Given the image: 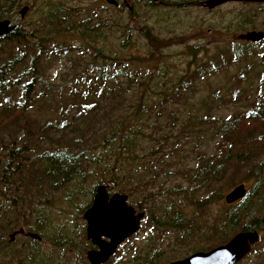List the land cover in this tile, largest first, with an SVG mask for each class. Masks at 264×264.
Here are the masks:
<instances>
[{
	"label": "trees",
	"instance_id": "trees-1",
	"mask_svg": "<svg viewBox=\"0 0 264 264\" xmlns=\"http://www.w3.org/2000/svg\"><path fill=\"white\" fill-rule=\"evenodd\" d=\"M129 1L128 14L132 16L131 13L137 14L141 0ZM153 1L143 0L148 7L159 6ZM21 3V0H0V19L7 7L26 5ZM244 3L249 7L233 13L228 26L237 34L264 30V17L260 18L264 2ZM123 7L126 5L121 1L114 6ZM70 11L61 3H52L32 27L18 28L0 37V50L10 47L8 55L0 59V100L8 102H0V137L5 135L7 139L0 146V245L11 246L5 234L18 229V220L27 231L39 232L40 238L51 244V238L43 231L50 218L45 205H37L36 199L44 196L46 200L49 192L70 184L81 186L83 180L91 177L97 178L95 185L104 184L109 192L123 193L131 199L141 197L135 207L138 211L145 210L144 220L152 226L149 236L167 229L173 232L174 244L198 240L189 252L222 244L237 231H264V176H259L257 170L264 161L255 163L264 154V39L231 42L228 55L220 52L222 65L194 60L192 69L187 63L185 71L177 73L159 66V63L166 65V61L162 58L164 50L158 48L162 47L161 42L172 38L156 35L154 27L147 24L140 27V35L149 46L145 55L131 52L124 55L123 50L132 42L130 29L119 27L121 41L106 50L104 44L97 42L103 41L110 24L96 12L73 19ZM70 31L76 35L79 45L50 43ZM47 43L53 44L51 49L55 53L62 51L69 59L71 70L64 75L71 71L70 77L76 76L71 91L75 89L79 95L53 116L33 122L29 110L35 98L40 95L48 98L66 87L70 89L67 80L64 84H52L49 78L44 80L41 60L50 52L45 50ZM196 48V45L187 46L186 53L193 59L199 53ZM252 58L258 62L244 63L234 78L239 82L256 69L259 85L250 107L222 118L181 114L179 105L191 96L197 80L233 62L239 64L241 59ZM149 91L157 95L147 96ZM53 103V100L43 101L45 105ZM165 111L166 119L162 116ZM208 132L215 139V153L207 156L208 145L204 142ZM188 151L193 158L189 167L186 166ZM230 165L235 166V171L249 167L248 175L252 173L250 169L256 170L252 174L256 181L240 200L226 205L217 220L207 223L202 219L203 209L221 197L211 186ZM171 175L182 180L172 182ZM204 188H207L206 194L196 198L195 194ZM180 196L189 200L197 211L187 215L178 209L175 198ZM28 216L35 217L33 223L27 222ZM26 237L30 242L38 241ZM61 240L52 242L62 247L68 244V238ZM152 244L153 241L146 240L147 248H139L137 255L119 264L126 261L167 264L187 254L175 256L172 249L154 251ZM32 250L28 246L22 255L17 254L19 263L37 264Z\"/></svg>",
	"mask_w": 264,
	"mask_h": 264
},
{
	"label": "rangeland",
	"instance_id": "rangeland-1",
	"mask_svg": "<svg viewBox=\"0 0 264 264\" xmlns=\"http://www.w3.org/2000/svg\"><path fill=\"white\" fill-rule=\"evenodd\" d=\"M117 1L124 2L126 7L116 9L113 5L108 4L106 0H21V4L29 6L24 17L19 16L18 10L20 6L18 5L12 8L7 7L2 17L8 18L15 24L17 26L16 29L26 30L32 27L34 21L43 17L47 7L52 3H61L66 8H70V12L74 14L73 19L83 18L88 16L91 12H96L98 16L105 19L110 24V29L107 31L103 41L97 43L104 44L106 50L113 49L122 39L119 32L120 28L123 30L128 28L133 32V37L130 46L126 47L123 53L125 55L131 52L140 56L145 55L149 48L145 39L140 35V27L143 24H147L155 28L153 32L156 35L163 38H172L168 39V42H161L162 47L158 48L164 50L162 51V58L166 61V65L159 63V66H164L167 70L172 72L183 73L187 67V63H189L190 69L194 67V60L198 63L206 62L209 65L213 62H216L219 66L222 65L223 57L220 52L224 55H228L231 49V42L239 40L236 37L238 32H234L233 28L228 26L229 20L233 13L249 7L244 1H229L215 8L207 9L202 5L204 0H155L153 2H157L159 6L153 8L152 6L148 7L147 3L141 0V5L139 6L137 14L131 13L132 16H130L128 14L131 8L130 1ZM260 14V18L263 19L264 9L260 11ZM213 30H216L217 33L211 32ZM256 31L264 30L256 29ZM75 38L76 35L72 34V31H70L68 34H62L54 38L50 43L55 41L59 45L69 43L79 45L80 42ZM52 45L53 44L49 45V43H47L45 50H49L50 52L48 55L43 56L41 60L45 68L43 78L44 80L49 78L52 84H64L65 80H67L70 89L66 87L62 92H54L52 93L53 96H49L48 98H46L45 95H40L39 98H35V102L29 110V116L33 122L36 120L42 122L43 119L53 116L58 109L64 108L73 97L79 95L77 90L75 91V89H72L74 92L71 91L74 83H76V76L73 75L70 77L71 71L67 72L66 76L64 75L65 71L71 70L69 59L65 54H62V51H57V53H55L54 50L51 49ZM165 45L167 46L164 47ZM188 45L197 46L196 49L199 53L195 59L186 53ZM9 49L10 47H4L0 50L4 51L0 53V59L1 56L8 55ZM71 50L74 51V49ZM70 59H74L73 56H71ZM250 60L255 61V58L241 59L239 64L234 63L231 59L233 62L232 64L221 68V70L215 74L197 80L191 96L179 105V108L182 110L181 114L187 115L197 113L203 116L208 115L210 117L222 118L227 117L234 111L244 110L250 107L251 101L256 97V90H258L259 85L256 69L252 70L250 73L248 72L246 75L247 80L244 78L237 82L234 79L239 68ZM256 62L258 61H255V64ZM233 91L234 96L232 95ZM151 95L156 96L157 92L154 94V92L149 91L147 96ZM262 96V99H264V92ZM51 100L54 101L52 105L43 104V101L50 102ZM0 102L8 104L4 99L0 100ZM162 116L165 119L167 118L166 111ZM207 134L208 138L204 143L208 145L206 151L208 156L215 153V139L210 137V132ZM192 142L193 140L191 139L190 143ZM2 143H7L5 135L0 137V146ZM191 156L192 153L188 151V159L186 161L188 162L186 163L187 167L192 165L193 158H191ZM260 161H264V154L259 155L255 163L257 164ZM233 167L235 166H228L222 178L216 181L214 186H211L215 189L216 195L221 197L214 199V201L208 203L207 207L203 209L202 219L207 221V223L217 220L225 211L226 204L223 200V196L234 185L238 184L240 178L248 176L241 179L242 182H239L244 184L246 190L251 188L256 181V177L252 176L253 172L256 170L253 171L250 169L252 173L248 175L247 169L249 170V167L242 168L239 171H235ZM257 170L259 176H264V162ZM169 178L172 182L182 180L176 177V175H171ZM96 180V177L87 178L83 180L81 186L70 184L58 191L49 192L48 195H46V200L44 196L41 197V199L37 198V205H42L43 207L45 205V210L50 218L49 224L43 231L49 240L51 238V244L42 239L38 240L37 243L25 239V232L27 229L25 225L18 220L16 226L18 229L23 228L24 231L23 233L16 234L13 241H9V234L12 231L5 234L6 241L11 246L5 243L0 245V264H11V262L12 264H23L19 263L16 257L17 254L22 255L24 251L26 252L28 246L33 248L32 251L34 255L32 257L37 264H89L86 259V251L92 248V244L86 238V221L83 219V212L91 204L94 193L91 192V190H94ZM233 180H235V182H233ZM165 182H167V180ZM206 189L207 188H204L198 191L195 197L199 198L206 194ZM110 193L114 192L110 191ZM140 199V196H138L137 199L128 198L127 202L138 211L135 207V203ZM175 203L179 206L178 209L187 215H191L197 211V209L190 204L189 200H185L181 196L175 198ZM144 218H146L145 215L136 234L127 240L126 243L124 242L120 245L116 252L110 257L108 260L111 261L110 264H119V262L123 260H128L131 255H137L139 248L142 250L147 248L146 240L149 242L153 241L152 247L155 246V250L153 249L154 251L166 250V252H169V250L172 249V251L175 252V256L181 253H187L183 255L184 257L192 253V251L189 252V250L198 240H194L185 245L174 244L175 237L173 236V232L167 229L157 230L158 232H154L153 235L149 236V234L152 233V226H150L148 220H144ZM26 220L28 223H33L35 217L32 218L28 216ZM257 231L260 233L259 241L253 246L251 252L237 264H264V231ZM37 234L40 233L38 232ZM63 238H68L69 240L68 244H63V247L57 246L52 242L54 239L61 240ZM61 241L64 242V240ZM3 248H6L5 253H3ZM20 249H22V252ZM205 249L206 248L196 250H209ZM153 250L150 253L151 255L154 253ZM193 251L195 252V250ZM117 258H119V260L115 261ZM129 263V261H126L125 264Z\"/></svg>",
	"mask_w": 264,
	"mask_h": 264
},
{
	"label": "water",
	"instance_id": "water-1",
	"mask_svg": "<svg viewBox=\"0 0 264 264\" xmlns=\"http://www.w3.org/2000/svg\"><path fill=\"white\" fill-rule=\"evenodd\" d=\"M229 1L264 2V0H204L202 5L212 9ZM106 2L113 6L118 5L117 0H106ZM28 9V5L19 8V16L24 17ZM15 28L16 25L8 18L0 19V37L9 35ZM237 38L258 42L264 39V31H247L238 34ZM245 193L244 184L238 183L223 196V200L225 204L230 205L240 200ZM127 199L126 194L110 193L104 184L95 186L91 204L83 212V219L86 221V238L94 246L86 251L89 264H104L121 243L139 230L144 211H136L128 204ZM23 231V228H19L10 233L9 241H13L14 236ZM25 235L32 239H41L37 233L26 231ZM259 238L260 234L257 230H241L224 244L207 251L192 252L167 264H236L251 251L252 245Z\"/></svg>",
	"mask_w": 264,
	"mask_h": 264
},
{
	"label": "flooded vegetation",
	"instance_id": "flooded-vegetation-1",
	"mask_svg": "<svg viewBox=\"0 0 264 264\" xmlns=\"http://www.w3.org/2000/svg\"><path fill=\"white\" fill-rule=\"evenodd\" d=\"M16 28H17V26H16ZM16 28H15V29H16ZM258 241H259V240H258ZM258 241H257V242H258ZM257 242H256V243H257ZM256 243H255V244H256ZM255 244H254V245H255ZM254 245H252V248H253ZM251 250H252V249H251ZM250 252H251V251H250ZM250 252H249V253H250ZM249 253H248V254H249ZM248 254H247V255H248ZM247 255H246V256H247ZM246 256H245V257H246ZM245 257H243L241 260H243ZM241 260H240V261H241ZM240 261H239V262H240ZM239 262H237V263H239ZM237 263H236V264H237Z\"/></svg>",
	"mask_w": 264,
	"mask_h": 264
},
{
	"label": "bare ground",
	"instance_id": "bare-ground-1",
	"mask_svg": "<svg viewBox=\"0 0 264 264\" xmlns=\"http://www.w3.org/2000/svg\"><path fill=\"white\" fill-rule=\"evenodd\" d=\"M232 236H233V235H232ZM232 236H231V237H232Z\"/></svg>",
	"mask_w": 264,
	"mask_h": 264
}]
</instances>
